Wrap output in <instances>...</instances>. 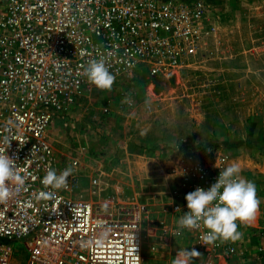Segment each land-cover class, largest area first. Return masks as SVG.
<instances>
[{"label": "built area", "instance_id": "built-area-1", "mask_svg": "<svg viewBox=\"0 0 264 264\" xmlns=\"http://www.w3.org/2000/svg\"><path fill=\"white\" fill-rule=\"evenodd\" d=\"M2 4L0 149L17 158L23 183L13 185L12 196L0 202V264H144L148 207L159 203L174 235L179 218L188 211L186 194L215 183L226 159L183 162L166 173L174 181L164 178L165 189L144 202L120 201L115 188L114 195L101 200L102 182L96 175L91 180L96 199H88L78 190L84 163L80 157L60 161L49 132L56 118L97 88L85 74L91 59L106 57L115 82L142 73L164 78L179 74L187 55L199 50L203 36L218 27L213 0ZM69 167L66 189L42 183L48 170L59 173ZM47 191H53L54 198H42ZM205 231L184 229L180 235L193 236L208 252L203 264H218V257L226 260L237 251L233 241L203 244ZM261 231L264 235V227ZM262 257L264 248L256 259Z\"/></svg>", "mask_w": 264, "mask_h": 264}, {"label": "rangeland", "instance_id": "rangeland-1", "mask_svg": "<svg viewBox=\"0 0 264 264\" xmlns=\"http://www.w3.org/2000/svg\"><path fill=\"white\" fill-rule=\"evenodd\" d=\"M213 15L217 29L203 36L179 74L142 73L116 81L111 91L94 88L56 118L49 136L60 161L81 158L78 190L88 199H96V175L101 200L116 190L120 201L144 202L183 162L238 163L261 205L253 222L239 225L237 251L218 264H264L256 259L264 248V0H213ZM160 207L147 209L144 264H171L182 248L198 250L193 264H203L208 252L191 235H172Z\"/></svg>", "mask_w": 264, "mask_h": 264}, {"label": "clouds", "instance_id": "clouds-1", "mask_svg": "<svg viewBox=\"0 0 264 264\" xmlns=\"http://www.w3.org/2000/svg\"><path fill=\"white\" fill-rule=\"evenodd\" d=\"M85 74L89 82L100 90L111 91L116 80L108 59L103 55L87 62ZM122 103H129V97H125ZM149 104L150 100L146 99L145 105ZM16 161L17 158L10 156L7 150L0 149V202L12 196L13 185L23 183ZM71 173L70 167L59 173L55 169L48 170L42 183L54 190L66 189ZM241 173V166L233 163L221 169L216 182L207 189L197 187L187 193L188 211L179 218L174 235H181L184 229L191 231L203 227L207 231L202 232L200 240L205 245L239 240L242 237L239 225L253 222L261 205L255 182ZM40 195L52 199L55 193L47 191ZM180 210L177 208L176 211ZM200 256L201 253L195 248H182L177 251L171 264H193L195 258Z\"/></svg>", "mask_w": 264, "mask_h": 264}, {"label": "crops", "instance_id": "crops-1", "mask_svg": "<svg viewBox=\"0 0 264 264\" xmlns=\"http://www.w3.org/2000/svg\"><path fill=\"white\" fill-rule=\"evenodd\" d=\"M1 1H2V0H0V13H1V11L3 10V4H2Z\"/></svg>", "mask_w": 264, "mask_h": 264}]
</instances>
